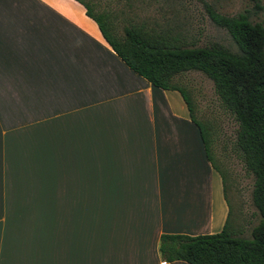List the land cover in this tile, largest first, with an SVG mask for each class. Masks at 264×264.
Returning a JSON list of instances; mask_svg holds the SVG:
<instances>
[{"label": "crops", "instance_id": "1", "mask_svg": "<svg viewBox=\"0 0 264 264\" xmlns=\"http://www.w3.org/2000/svg\"><path fill=\"white\" fill-rule=\"evenodd\" d=\"M227 212L177 92L77 2L0 0V264H186L159 237L217 233Z\"/></svg>", "mask_w": 264, "mask_h": 264}, {"label": "trees", "instance_id": "2", "mask_svg": "<svg viewBox=\"0 0 264 264\" xmlns=\"http://www.w3.org/2000/svg\"><path fill=\"white\" fill-rule=\"evenodd\" d=\"M97 26L103 40L124 65L151 86L175 91L182 98L191 122L197 127L207 161L221 176L211 156L215 130L208 120L198 121L180 82L197 72L208 79L221 107L234 121L231 149L244 171L252 176L251 203L259 222L244 237L230 222L214 234L188 237L161 235L158 253L166 262L186 264H264V28L247 13L224 16L205 5L208 21L228 35L232 49L218 43L199 45L186 41L169 28L138 19L126 1L117 13L95 12L92 2L73 0ZM120 17V18H118ZM223 193L225 187L223 183ZM226 199V197H225Z\"/></svg>", "mask_w": 264, "mask_h": 264}, {"label": "rangeland", "instance_id": "3", "mask_svg": "<svg viewBox=\"0 0 264 264\" xmlns=\"http://www.w3.org/2000/svg\"><path fill=\"white\" fill-rule=\"evenodd\" d=\"M92 2L95 12L117 13L127 10L126 1L134 8L138 19L149 25L169 28L186 41H198L199 45L218 43L232 49L225 31L212 25L206 16L205 5L224 16L247 13L252 23L264 28V0H86ZM120 18V17H118ZM181 86L192 105L193 115L198 121L208 120L215 130V142L211 145V156L215 166L223 175L225 197L230 210V222L242 236L247 237L251 227L260 218L251 203L253 178L244 171L242 163L231 149L236 125L223 110L213 92L211 82L197 72L183 75Z\"/></svg>", "mask_w": 264, "mask_h": 264}]
</instances>
